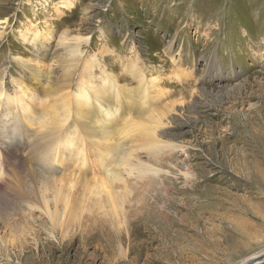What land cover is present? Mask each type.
Returning a JSON list of instances; mask_svg holds the SVG:
<instances>
[{
  "label": "rangeland",
  "instance_id": "1",
  "mask_svg": "<svg viewBox=\"0 0 264 264\" xmlns=\"http://www.w3.org/2000/svg\"><path fill=\"white\" fill-rule=\"evenodd\" d=\"M64 1L0 0L5 94H15L14 80H23L40 99L29 109L37 118L48 105L43 94L57 97L64 78L70 89L59 104L84 81L97 91L106 77L119 90L137 87L131 72L159 81L143 115V97L121 99L139 112L117 116L108 139L97 127L84 129L85 116L72 109L83 152H58L50 170L27 164L25 189L34 187L38 209L28 216L9 205L0 216V264H245L262 255L264 0ZM30 27L43 36L36 44L22 38ZM19 56L42 70L41 84L19 67ZM129 116L143 119L139 129L148 134L129 131ZM55 119L60 144L67 131ZM32 122L18 136L27 152L47 142L34 134L41 122ZM18 125L0 117V144H10ZM108 170L119 173L116 215L88 193L92 177ZM42 180L54 220L40 210ZM25 201L16 200L22 210Z\"/></svg>",
  "mask_w": 264,
  "mask_h": 264
},
{
  "label": "bare ground",
  "instance_id": "2",
  "mask_svg": "<svg viewBox=\"0 0 264 264\" xmlns=\"http://www.w3.org/2000/svg\"><path fill=\"white\" fill-rule=\"evenodd\" d=\"M68 1L69 0H65L64 4L66 5ZM31 30H32L31 27L27 28L25 33L22 35V38L26 43L36 44L43 36H41L39 33L34 35ZM76 53H78V51ZM15 61L20 63L19 67L25 72L26 75L32 78L34 82L41 84L40 75L42 73V70L37 67L36 63L33 64V62L28 59L23 60L20 56L17 57ZM131 75L137 81V87L135 88H127V89L119 90L120 86L118 81L113 77H110L109 79H107L106 77L103 78L102 87L100 88V90L97 91L95 85L90 86L91 80L84 81V83H82V87H84V85L85 86L88 85L91 87L89 90L86 88L83 89L79 85L78 88L79 91L77 95H73L71 94V92H68L66 94L68 96L66 102L65 103L61 102V104H59V100H60L59 94L67 91V89H70V84L65 83L66 79L64 78L62 82L64 83L65 89H62L63 87H59L57 90L58 93L57 97L55 96L51 97L45 93L43 94L45 100H47L48 102V105L47 106L44 105L45 107H43L42 109L43 111L42 116L37 118H35L33 115L34 113H32L29 110L31 104L36 105V101H40V99H37L34 96L33 90L27 87L23 80H14V83L18 86V88L16 89V93L5 94V90L0 81V117L4 119V121L5 118L11 117L16 123H19V125L15 127L16 134L13 136L10 144L9 145L0 144V216L1 217L5 216L6 209L9 205H13L15 211L18 209V212L20 213L25 214L26 211H29V213H26L28 214V216H30L31 212H33L34 210L36 211V209H38V207H36V205L34 204L35 203L34 187H32L31 191L29 192L26 191L25 189L26 185L28 184V183L26 184L25 176L29 175V173L26 171L27 170L26 166L29 162L31 164H35L36 166H39L43 170H50V167L56 164V159H58L57 156L58 152L60 151L64 152L66 150L70 155H73L76 152L79 154L83 152L81 149L82 147L80 148V145L75 144V142L77 141L80 142L82 140V137L80 136V132L78 130L77 124L73 123L74 118L71 119V115L73 114L72 109L76 110V114L78 113L77 116L78 115L80 117L85 116L84 118H86L85 120L86 122L82 124V126H85L84 129H91L93 131H94L93 127H97L99 129L98 137L100 136L101 139H108L109 138L108 135L113 133L111 131V127L115 122L117 116L127 115L126 113L127 112L129 113L130 111H132V109L134 110L136 109V111H138L139 108L137 104L134 105L131 102L128 103L125 101L121 102V99H123V97L131 98L133 100H138L140 99V97H143L144 103L141 102V104L139 105L141 107L140 108L141 115H143V112L145 111V109H147V98L150 99L151 95L156 89V84L159 80L157 78L151 79L149 81L144 80L143 73H138L135 75L133 74V72H131ZM47 77L49 78V76ZM100 94L101 96L97 97V95ZM91 96H93V98H90ZM109 97L113 98V102H115V104L114 103L108 104L107 99ZM49 101H52L53 103L50 104ZM47 102L45 101V104ZM69 102L70 105H68ZM120 102L126 108L124 107V109H122L121 106L116 105V103H120ZM105 108L108 109L107 112L104 111ZM83 110H86L87 112L82 114ZM79 116H78L79 119L81 120L84 119V118H80ZM149 117L152 118L150 113H149ZM139 118L142 117L140 116ZM53 119H55V121H58L57 124L61 128L67 131L66 134L67 136H65L67 137V141H64L62 143L60 142V144L58 142H55L57 138L53 136V133L55 132L54 130L56 128L52 126L51 123ZM35 120L41 122L39 131L37 132L34 131L35 133L33 132L35 134V137L39 138L40 141H43L45 139L47 142L45 146L37 142L35 143L33 149L30 152H27L24 142L22 144L18 136L21 135L22 133H24L26 136L25 131L30 130L32 128L31 122ZM144 125L145 124L143 119L134 121V119L131 116H129V121L127 125L129 131L132 130L133 133L135 134L143 133L142 135L144 136V134H148V130L141 132L139 129L141 126ZM61 128H59V130ZM40 131H44V133L43 132L40 133ZM43 134H44V138L42 136ZM87 135L89 139L93 138L92 135H89L88 133ZM51 136L54 138H52ZM47 137L50 138V140H48ZM39 156H41V160L36 159ZM78 162L79 165L84 164L86 162V158H81V160H79ZM101 162L104 161L101 160ZM67 175L69 176L68 183L71 186L74 185L76 177L73 174V172H70ZM118 179H119V173L117 170H108V172L105 175L102 176L100 175L99 177L97 176L92 177L88 189V193L91 194L93 200H95L97 203H102V202L108 203L110 205L111 212L114 214L118 212L117 208L119 207V200L115 195L113 182ZM56 181L57 179H52L50 183L52 184L53 182L54 183L53 185H55ZM40 183L42 184V186L39 188V192L42 197V202L44 205V207L40 210L42 211L43 214L47 215L49 219L54 220L55 218H57L56 215L54 217V214H56V212L51 211V209L49 208V203L45 195V193L49 189L48 182L42 180V182ZM71 186L69 187V190L71 189ZM127 191H128L127 187H124L122 190L118 191L119 195H121V198L124 199V195L127 194ZM18 198H24L26 200L24 203V210H22L21 206L17 204L16 200ZM63 200H65L66 202L68 198H66L65 196ZM254 257L257 256H253L251 259H253Z\"/></svg>",
  "mask_w": 264,
  "mask_h": 264
},
{
  "label": "water",
  "instance_id": "3",
  "mask_svg": "<svg viewBox=\"0 0 264 264\" xmlns=\"http://www.w3.org/2000/svg\"><path fill=\"white\" fill-rule=\"evenodd\" d=\"M264 262V253L260 256L254 257L253 259L247 261L245 264H260Z\"/></svg>",
  "mask_w": 264,
  "mask_h": 264
}]
</instances>
